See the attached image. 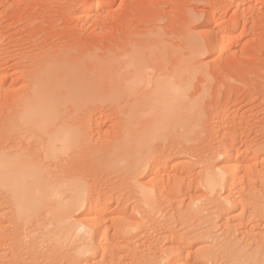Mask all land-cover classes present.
<instances>
[{
  "label": "rangeland",
  "instance_id": "obj_1",
  "mask_svg": "<svg viewBox=\"0 0 264 264\" xmlns=\"http://www.w3.org/2000/svg\"><path fill=\"white\" fill-rule=\"evenodd\" d=\"M73 1L0 0V125L12 120L15 102L23 99L26 80L43 66L45 53L118 51L119 60L102 71L103 95L77 96L63 108L61 118L87 128L81 133L86 139L62 152L60 162L45 161L54 182L71 186L61 194L64 203L77 196L73 183L82 186L79 196L86 202L65 225L74 222L77 232L80 225V236L88 225L91 242L82 236V248L71 244L77 236L63 243L68 234L60 231L66 226L50 223L46 210L28 206L18 216L19 208L0 187V264H264V0L249 4L258 22L249 16L225 34L217 27L224 18L231 21L239 0H90L91 13ZM214 36L220 49L211 52L204 45ZM120 48L139 59L123 56ZM154 76H166L169 91L151 100ZM148 106L161 119L155 127L161 143L154 144L159 148L150 151L144 168L118 138H136L128 129L149 113ZM9 132L0 137L11 144L19 136ZM226 161L237 171L235 183L208 199L205 170L223 168ZM152 201L164 215L151 214ZM88 205L98 216L92 210L89 215ZM85 243L91 245L83 248Z\"/></svg>",
  "mask_w": 264,
  "mask_h": 264
},
{
  "label": "bare ground",
  "instance_id": "obj_2",
  "mask_svg": "<svg viewBox=\"0 0 264 264\" xmlns=\"http://www.w3.org/2000/svg\"><path fill=\"white\" fill-rule=\"evenodd\" d=\"M74 1H73V3H78V2H74ZM80 1H82V3H84L83 4L85 6L84 10L87 13L88 12L91 13L94 10V8H93V10L91 9V5L93 3L92 1L91 2H90V0H80ZM80 1H79V4L81 3ZM226 1L224 0V3ZM235 1L236 0H228L226 3L228 4V2H231L232 4H235ZM218 2H219V0H218ZM251 2H252L251 0L250 1L249 0H239V1H237V5H235L236 6L235 15H234V17L232 19L230 18L231 21H226L227 19L225 20V18H224L225 16H224L223 17L224 20L222 19L221 23H219L217 28L221 29V31H222L221 33H223V34L227 33L226 31H228L230 28H234V29L236 28L237 29L240 26V20L246 22V20L249 19V16H252L253 11H251L250 9L253 8V10H255L254 8H256V7L252 6V8H251L250 5H249V4H251V5L253 4ZM95 5H97L96 7H99L100 6V1H97V3H95ZM229 5L233 6L230 3H229ZM247 6L249 7L248 9H247ZM75 9H72V10H75ZM84 10H82V11H84ZM249 11L252 12L251 15H249ZM86 12H84V13H86ZM81 14H80L79 17L82 18ZM83 15H85V14H83ZM88 15L90 16V14H88ZM97 15H95V16H97ZM255 15L251 17V18H253L252 21L255 20V18L257 17ZM89 16H87L88 18L85 16L86 19H89ZM97 18H98V16H97ZM257 18H259V17H257ZM260 20L264 21L262 17H261ZM249 21H247V22L249 23ZM255 21L258 22V20H255ZM254 23H256V22H254ZM226 25H228V26H226ZM215 33H213V34H215ZM217 34H219V31H218ZM211 36H213V35H211ZM214 37H216V36H214ZM158 39H160V38H158ZM210 40H211V42L208 40L209 41V45L205 44L204 46H205V48H208V50H211V52H212L213 50H216L217 48H219V47H217V46H219V39H217V37H216L214 39L210 38ZM193 43H195V42H193ZM193 43L191 45H193ZM197 44L198 43L193 45V47L196 46ZM249 44H250V42L248 43V45ZM258 44H256V41H255L254 45L256 46ZM248 48H249V46H248ZM63 49H66V48H63ZM120 49H121L120 52L123 53V56H128L130 59H134L135 55L137 54V53H135V55H134V51H130V50L127 51L126 49H122V48H120ZM193 49H195V50L197 49V51H198L200 49L199 44L196 46V48L194 47ZM221 49L225 50L224 47L221 48ZM60 50H61V48H60ZM112 50H114V49H112ZM242 50H244V49H242ZM58 51L59 50H57V52L54 51V54H51V52H50V54L47 53V55L45 53L46 51L45 52L43 51L45 53L46 57L43 56L44 54L42 52L41 53L43 55L40 53L46 59L45 62H44V59H43V61L41 59L42 56H40V55H39L40 57L38 56L39 59L42 62H44V64H42L43 66H41V68L39 67V70L36 69L37 71H35V72L33 71V69H32L33 72L30 71L32 74L29 73L30 74L29 79L26 80L28 82L27 83L28 84V89L26 90L23 99L21 98L22 99L21 101L19 100V102H17V103L15 102V104H16L15 105V110H12L13 107L10 106V107H12V109H10V110L14 111V112H12L14 114L13 118L11 117L12 120H10L9 123L6 122L7 125H5V126H4L5 123L3 125L2 124L0 125V127L3 126L0 129V136H3L2 135L3 133L7 134L8 131H10L8 133V135L11 134V131H13V132L16 133L15 135L19 136V137L16 138L13 135V137H14L13 139L16 138L17 141L14 140V142H13L10 139L12 141V142L10 141L11 144H9L6 141L5 142L8 143V144H3V143H5L4 142V137H6V136L2 137L3 138V143L2 144L0 143V187L3 188L5 190V192H7L10 195V199L13 200L14 204L16 205L15 208L16 209L19 208L17 210L18 211L21 210V213L24 214V211H25L24 209L26 207L28 208V206H31L33 208L35 207L37 209L36 210L37 212H38L39 209H42L44 211L46 210L47 213L45 215H47L48 218L50 219V221H51L50 223H52L54 221V222H56V223L53 222L55 225L57 224V225H60L62 227L63 223L65 225L66 222L69 221L70 218H72L71 216H72L73 212L75 211V209L77 207L82 206L83 204H85L86 201H84V200L86 198L83 201L81 200V198H83V197H81L79 195L82 192L81 191L82 189L80 188L82 186L73 183V185H72L73 186L72 189L74 190L73 193H76L79 198L76 196L77 198L75 197V200L71 199V200H69V202L67 200V203H64L66 201H64L65 199L62 198L61 194L64 193V190L68 189V187H71V186L66 185L65 182H64L65 181L64 179H62L64 181L63 182L61 181V183H60L59 180L55 181L56 182L55 183L54 179H52V176L49 177L50 174L48 172L49 171L48 169L50 167L47 169L48 165H46L47 163H45V161L47 159H50L49 161L52 160V162L53 161L54 162H57V161L60 162L59 158L62 155H64V154H61L62 152L66 153V155H67L68 154L67 151H69L70 149L71 150L74 149V147L76 145L79 146V143H81V140L83 138L86 139L85 138L86 135L83 136L82 134H85L86 132H88L87 128L85 130L84 129L85 127L83 126L84 127L83 129L86 131L84 133V131H82L83 129H81L82 126L81 127H77V125L75 124L76 126L74 127L73 126L74 123L73 124H68V123H71V122L67 123V122H65L64 118H61L62 116L64 117L65 110L63 108L66 105V103H69V102L73 101L75 99V97H77V96L89 97V96H91V94H98V93L102 94L103 91H104L103 90L104 89L103 80H102V77H103L102 73L104 72L103 71L104 70V66L105 65H110V64L118 61L120 56H118L119 55L118 51H115V54L112 55V56L107 54V53H103L102 55L101 54L98 55L99 53L97 54L96 52H94V51H97V50L96 49H92V48L91 49H87V48L78 49L77 51H74V52L71 51V50H65L63 52L62 51L58 52ZM102 52H104V51L102 50ZM139 53H141V52H139ZM139 56L140 55H138V57L136 56L135 59H139ZM235 56H237V55H235ZM39 61L36 60V62H39ZM137 62H138V60H137ZM151 83H152L153 86L151 87L150 91H148V93H147V97L149 99L154 100L153 98H155L157 96H166V94H168L169 84H167L166 76L165 77L162 76V77H159V78L157 76H154L152 81H151ZM101 90H103V91H101ZM64 91H65V93H64ZM63 93H64V95H66V97L63 95ZM61 94L63 95V98L60 97V96H62ZM61 100H63V102ZM146 102H148L147 104L150 103L148 100ZM148 107H149V113L145 117H142V118L139 119V123L137 124V126H135V127H131L130 126L129 127L130 129H128L129 131H131V133L136 138L135 139L133 138V140L130 137H129V139H125V140H123V138H125V137H122V136H121L122 139L120 137L118 138L119 139V143H121V145L123 144V147L129 148V150L131 149V150H133L136 153L135 156L138 158V160L136 161L135 165H138L140 167L142 166L144 168L149 164L148 163L149 158H147V155L149 156V154H151L150 153L151 150H153V152H154L156 147L159 148L158 145H159V143H161L159 138H158V140L160 142L159 143L156 142L157 141L156 138H157L158 134H155V131H156L155 127H157V123L159 121H161V119H160V117H157V109H153V106H148ZM9 108H8V112L10 111ZM209 117L210 116L208 114H204V118L207 119ZM65 118L68 121L67 117H65ZM218 127H220L221 132L226 131L225 130L226 129L225 122H221ZM94 130H96V129H94ZM126 133L127 132H125V134ZM6 140L8 141V139H6ZM1 142H2V140H1ZM157 143H158V145L154 148V144H157ZM36 145H38V147H36ZM34 147H36V148L34 149ZM74 150H72V151H74ZM153 152H152V154H153ZM71 154H72V152H71ZM152 154H151V156H152ZM144 156H145V158H144ZM78 158L79 157H77V159ZM146 158H147L148 161L145 160ZM62 159L63 158H61V161H63ZM65 159H66V157H65ZM72 159H74V157ZM77 159H75V161ZM143 160H144V163L142 164ZM79 161H81V160H79ZM64 162H66V161H63V163ZM149 162H151V161H149ZM77 164H78V160H77ZM79 164H80V162H79ZM139 164H141V165H139ZM60 165H61V163H60ZM65 165H67V163ZM73 166H77V165H73ZM153 167H155V166H153ZM215 167L216 166L209 167L208 169H206L205 170L206 173L204 172L205 176L202 179L204 188L206 189L207 194H208V195L205 196L207 198L209 196L214 198L216 195H219V193L221 191L225 190L226 188L232 189V187H233V185L235 183V180L237 178V171H235L236 169L231 167V164L229 163V161L225 162V167H223V168H222V166L220 168H218L219 167L218 166L217 167L218 169L217 168L215 169ZM70 172H72V170ZM76 172H78V171H76ZM47 174H49V175H47ZM51 174H52V172H51ZM63 174L61 173L60 175L64 176ZM66 174L68 175V173H66ZM153 174H154V172H153ZM51 179L53 181H51ZM63 183H64V185H62ZM67 183H68V180H67ZM78 190H79V192H78ZM76 194H74V195H76ZM65 196H66V194H65ZM58 198L59 199L62 198V199L59 200ZM93 198H94V195L91 198V200ZM203 198H199V199L201 201L205 202L204 200H202ZM96 199H94V200H96ZM199 199H198V201H199ZM94 200H92V201H94ZM218 200L221 203L220 205H222L224 199H222V197H220ZM54 201H56V202L54 203ZM71 201H73V202H71ZM92 201H91V203H92ZM96 203L97 202H95V204ZM90 206H91V204H90ZM149 206H150L151 214L160 215L162 213V209L159 207V205L156 202L151 203V205H149ZM200 207H202V206H200ZM88 208H89V205H88L87 209ZM96 208H98V206ZM96 208H94V209H96ZM88 210H89V215L90 214L92 215L93 213L95 214V212H96L95 215H97V210L98 209H96V210L91 209L92 211H95V212H92L90 209H88ZM27 213H28V211H27ZM31 214H33V213H31ZM162 214L164 215V213H162ZM162 214H161V216H162ZM17 215L21 216L20 215V211H19V214H17ZM47 216H45V218ZM158 217H160V216H158ZM98 218H94L93 220L97 219L98 222H99ZM155 218H157V217H155ZM100 222H102L101 221V217H100ZM89 224L94 225V223L92 224L90 222H89ZM97 224H100V223H97ZM66 225H68V224H66ZM52 226H53V224H52ZM60 226H54V227H56L55 230H58L57 228H60L58 230V233L56 231L57 235H59V238L62 236V233H59V231L61 230ZM65 226H63L62 228H64ZM78 226L80 227V225H77L78 232H79L81 230V228L79 230ZM87 226L88 225H85L84 227L86 228ZM97 226H95V227H97ZM82 227H83V224H82ZM75 228H76V224L74 225V222H73V224L71 226H69V227L66 226V228H64L65 230L63 229L64 231H62V230L60 231V232H65L66 231L65 234H68V236L66 238V241H64L63 243H65L67 241L70 242V241H72L71 239H73V241H74L77 236L80 237V239H78L79 241L78 240H76L75 242L72 241L73 243H71V244H74V245L77 244L78 247H81L80 241L82 242V238H81L82 236H85L83 238H85V240L87 242L88 241L91 242L90 239H91V236H92L91 234L92 233L89 230L90 228H86L87 230L84 228V230L87 231V234L91 235L90 237L87 234L86 235H82L84 230L81 231L82 232L81 233L82 236L77 235L78 232H77V230H74ZM97 230H98V228H97ZM71 231L73 233L76 231V233L73 234V233H71ZM85 231H84V233H86ZM54 232H52V233H54ZM99 233H100V231H99ZM45 234L47 235V233H45ZM65 234H63V235H65ZM79 234H80V232H79ZM94 238H93V241H94ZM63 239L64 238H62V240ZM95 240H97V239H95ZM63 243H61V244L59 243V244L62 245ZM57 244H58V242H57ZM83 245H84L83 248H85L87 246L86 243L83 244ZM89 246H87V247H89ZM177 260L178 259H175V261H177Z\"/></svg>",
  "mask_w": 264,
  "mask_h": 264
}]
</instances>
